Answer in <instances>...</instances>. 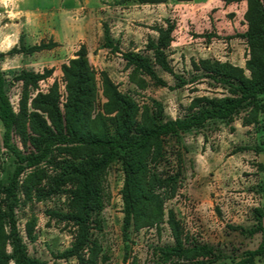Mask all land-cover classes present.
I'll return each mask as SVG.
<instances>
[{
    "label": "trees",
    "instance_id": "16d2710c",
    "mask_svg": "<svg viewBox=\"0 0 264 264\" xmlns=\"http://www.w3.org/2000/svg\"><path fill=\"white\" fill-rule=\"evenodd\" d=\"M171 0H121L118 4H167ZM186 3L193 0H172ZM227 3H247L244 15L247 31L241 35L248 47L245 67L217 60L193 61L195 72L224 86L229 93L224 97H196L185 117L166 119L161 103L140 106L129 94L123 93L106 71L98 72L92 65L88 50L82 46L76 57L60 67L61 83L57 80L43 91L41 82L52 78L54 69L35 72L23 69L8 80L0 68V121L5 132V148L15 157V170L8 183L0 180V264H44L32 257L21 235L17 208L23 194L28 200L64 194L67 212L53 213L61 220L72 223L77 234L71 248L63 252L62 259L77 258L80 264H98L101 245L92 238L89 221L103 208V183L109 168L121 162L125 175L122 197L124 201L126 230L140 232L145 228L159 227L166 222V199L160 193L167 188L171 195L178 192L183 174V159L171 151L169 139L181 143L184 135L203 129L208 123H232L242 112L243 126L250 127L260 121L264 113V0H224ZM176 25L153 30L158 38L149 40L147 49L153 60L140 52H123L115 44L111 30L104 25V48L122 55L131 69L130 80L144 90L146 79L157 86H166L155 69L180 80L170 64L167 50L171 47ZM56 44L41 43L28 47L23 43L7 54L0 53V63L5 56L35 54L51 50ZM201 77V76H200ZM17 82L21 86L18 111L8 90ZM17 137L29 152L15 143ZM174 154L177 170L174 173ZM51 167L50 177L42 168ZM31 170L21 183L22 175ZM174 173V174H173ZM49 179L50 189L42 187ZM168 224L176 242L175 247L161 249L165 257H174L176 264H261L264 262V212L256 210V224L250 230L238 228L244 235L260 234L262 240L254 250L239 255H226L209 246L192 243L174 210L168 214ZM28 238L35 240L33 226L27 230ZM88 252L86 257L85 252Z\"/></svg>",
    "mask_w": 264,
    "mask_h": 264
},
{
    "label": "rangeland",
    "instance_id": "374dc122",
    "mask_svg": "<svg viewBox=\"0 0 264 264\" xmlns=\"http://www.w3.org/2000/svg\"><path fill=\"white\" fill-rule=\"evenodd\" d=\"M32 4H39L43 11H50L55 5L51 0ZM97 4L98 0H92V5ZM197 4L199 0L193 6L171 9L167 13L165 10L160 13V21L152 27H166L167 21L176 25L174 41L167 54L175 73L187 82L186 85L180 86L179 79L155 65L167 85L157 86L146 79V88L138 89L131 82L132 71L120 54L102 52L100 58L91 57L92 65L98 72H108L120 90L131 95L140 106L152 104V101L161 103L166 119L185 117L196 97L228 95L224 86L204 77V72H195L192 62L210 59L245 67L248 47L241 37L246 31L244 4L224 0H213L209 7ZM10 11V2L8 6L0 2V29L10 24ZM153 31L152 35L145 34L133 44H122L123 52L134 49L153 60V53L147 49L149 40L158 38V33ZM2 48L5 51L0 53L7 54L10 40ZM0 68L8 80L14 78L16 71H10V56L2 59ZM51 69L55 70L52 78L40 84L43 91L56 80L61 83L60 67ZM20 93L21 86L17 82L8 90L16 111ZM245 116L246 112H242L232 123L210 122L205 128L184 135L181 143L168 140L170 150L182 156L184 168L177 193L171 195L167 188L160 189V193L169 196L166 222L159 227L145 228L137 233L130 228L126 230L123 166L117 161L109 168L103 183V208L89 221L92 238L101 245L99 264H176L177 258H167L160 251L176 245L167 222L170 210L177 214L185 236L192 243L207 244L226 255H239L259 246L260 234L244 235L238 228L250 230L256 224V210L264 212V113L259 123L250 127L243 126ZM4 132L0 121V180L8 183L16 164L14 155L4 146ZM14 143L24 152L32 150L30 146L26 149L17 137ZM172 152V167L176 173L177 160ZM42 168L50 177L55 175L47 164ZM30 172L22 175L21 183ZM49 183V179H44L42 187L49 190ZM20 197L18 225L30 255L44 264H80L77 258L59 257L71 248L77 234L72 223L53 215L67 212V196L60 194L39 199L33 195L30 200L23 194ZM29 226H33L35 240L28 238ZM85 255L88 256L87 251Z\"/></svg>",
    "mask_w": 264,
    "mask_h": 264
},
{
    "label": "crops",
    "instance_id": "0c3cea01",
    "mask_svg": "<svg viewBox=\"0 0 264 264\" xmlns=\"http://www.w3.org/2000/svg\"><path fill=\"white\" fill-rule=\"evenodd\" d=\"M44 1L47 0H0L5 6L10 2L12 9L10 24L0 29V52L5 51L2 46L9 40L10 50L22 43L28 47L41 43L56 44L51 50L32 55L10 56V71L27 69L43 72L45 68L59 69L75 58L82 46L87 48L89 59L100 58L102 52L112 53L111 49L103 47L104 25L110 28L115 44H119L123 51L122 44H133L145 34L152 35V27L160 21V13L193 6L198 0L186 3H174L171 0L167 4L157 5L118 4L121 0H98L97 5H92V0H51L55 5L50 11H43L39 4H32ZM212 1L199 0L197 6L209 7ZM242 3L246 13L247 3ZM245 27L247 31V23Z\"/></svg>",
    "mask_w": 264,
    "mask_h": 264
},
{
    "label": "built area",
    "instance_id": "2783aa9c",
    "mask_svg": "<svg viewBox=\"0 0 264 264\" xmlns=\"http://www.w3.org/2000/svg\"><path fill=\"white\" fill-rule=\"evenodd\" d=\"M9 1V0H8ZM98 264H99V262H98Z\"/></svg>",
    "mask_w": 264,
    "mask_h": 264
}]
</instances>
